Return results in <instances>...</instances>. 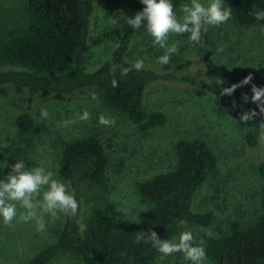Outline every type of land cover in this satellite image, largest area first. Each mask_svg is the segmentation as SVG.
Listing matches in <instances>:
<instances>
[{
	"label": "rangeland",
	"instance_id": "1",
	"mask_svg": "<svg viewBox=\"0 0 264 264\" xmlns=\"http://www.w3.org/2000/svg\"><path fill=\"white\" fill-rule=\"evenodd\" d=\"M93 10L89 19L87 57L89 70L104 60L114 47L118 25L113 23L118 0H90ZM177 17L183 16L181 6L190 0H176ZM207 4L209 0H200ZM228 7L229 0H223ZM22 0H0V28L17 22ZM10 16V17H9ZM209 43L198 48L175 34L169 43L181 42L177 53L167 65L172 69H185L224 85L241 81L251 73L252 83L264 87V31L258 25H238L229 19L219 26H208ZM223 48V51L219 49ZM164 50L154 45L146 31L130 44L128 58L143 59L144 64H159ZM237 90L246 92L251 85ZM95 94L96 99H92ZM147 112L161 111L164 123L141 127L123 114L102 105L99 95L92 89H79L72 94L37 93L31 103L33 119L42 126L37 133H21L13 123L26 103L25 91L11 86H0V179L12 171V165L23 161L27 168L44 167L55 173L59 151L64 142L93 132L102 145L106 157L108 198L113 207L112 218L122 224L142 219L146 202L137 191V183L154 174L170 169L175 163L173 144L177 139L199 138L215 157V168L195 191V211H210L212 220L207 225L179 223L168 240L178 238L185 229L192 231L196 241L204 244L209 231L216 236L228 232L233 221L240 226L254 222L260 212L259 195L264 174V114L260 113L261 138L253 147L246 146L244 128L230 116L224 104L216 97L185 83L154 82L144 91ZM47 109V118L41 110ZM87 110L88 121L77 118ZM115 118L114 126L99 123L100 115ZM75 119V123H65ZM65 183V182H64ZM66 184V183H65ZM18 207V213L24 209ZM62 214L52 220L45 215L46 230L37 231L35 220H13L6 226L0 218V264H26L33 253L52 241L60 227ZM204 246V245H203ZM156 264H191L182 252L164 256L159 254ZM46 264H82L71 251H60ZM203 264H215L206 259Z\"/></svg>",
	"mask_w": 264,
	"mask_h": 264
},
{
	"label": "trees",
	"instance_id": "2",
	"mask_svg": "<svg viewBox=\"0 0 264 264\" xmlns=\"http://www.w3.org/2000/svg\"><path fill=\"white\" fill-rule=\"evenodd\" d=\"M173 6L178 2L171 0ZM140 0H118L114 20L118 36L107 57L94 69L87 68V35L93 4L90 0H22L19 18L0 28V86L25 91L24 109L13 119L21 133H37L42 126L31 114L33 96L37 93L72 94L79 89H92L103 106L113 109L141 127L164 123V114L147 112L144 91L154 82L185 83L219 99L226 112L244 128L243 139L253 147L261 138L260 110L251 102V90H235L222 95L229 85L199 76L185 69L144 64L140 71L121 75V68H131L136 62L128 58L130 44L147 30L133 29L127 18L143 9ZM231 19L238 25H264L253 13L264 10V0H229ZM10 17V16H9ZM176 35V34H175ZM189 33L176 35L195 47L209 43L208 32L199 43L189 40ZM117 65L113 75L111 68ZM118 80L113 87L111 81ZM249 100L245 102L243 95ZM248 110L257 115L243 122L239 118ZM174 165L137 183V191L146 202L139 223L116 222L110 213L106 157L93 132L63 143L56 171L73 192L78 202L74 216L62 214L54 239L30 256L26 264H46L60 251L73 252L82 264H156L160 254L151 243L136 241L138 231L149 229L161 239H169L177 225L192 223L207 225L210 211H195V191L215 168V157L207 144L199 139H177L173 144ZM264 174V164H259ZM260 212L248 226L230 223L228 232L208 237L206 257L215 264H264V182L259 195ZM168 264H176L171 262Z\"/></svg>",
	"mask_w": 264,
	"mask_h": 264
},
{
	"label": "clouds",
	"instance_id": "3",
	"mask_svg": "<svg viewBox=\"0 0 264 264\" xmlns=\"http://www.w3.org/2000/svg\"><path fill=\"white\" fill-rule=\"evenodd\" d=\"M144 5L141 11L134 16L127 18V24L134 30L144 26L147 32L153 37V43L164 50V54L158 58L161 65H167L173 54L177 53L181 42L179 40L169 43V35H181L189 33V40L192 43L201 41V34L208 31V26H219L226 23L232 17V9L225 6L223 0H209L207 4L200 0H190V3L183 4L181 11L183 16L178 18L174 11L171 0H140ZM256 20H264V10L253 13ZM116 21L114 20L113 23ZM264 31V25L261 26ZM223 51V48L219 49ZM117 65H113L111 72L114 75ZM144 67L143 59H137L131 68H121V75H127L131 70L140 71ZM253 77L250 74L241 81L231 84L221 90L222 95H232L235 90L244 85H251V102L255 103L264 114V87H258L252 83ZM113 87L118 86V80L111 81ZM95 100V94L92 95ZM242 99L247 102L249 97L245 94ZM47 109L41 110V117L47 118ZM257 115L255 110H248L241 114L240 120L248 122ZM77 118L88 121L91 114L84 110L82 114H77ZM99 123L104 126H114L115 118L107 115H100ZM65 123H75V119ZM55 173L44 167L27 168L23 161H17L12 165V171L6 177L0 179V218L6 226H11L13 220L19 218L22 222L35 220L37 231L46 230L47 224L45 215L55 220L59 214L74 216L78 211V202L73 192L59 179L54 178ZM24 209L18 213V206ZM139 223L137 219L135 221ZM181 224L184 222L181 221ZM207 235L212 236L209 231ZM136 241L149 242L158 252L164 256L176 252H182L185 259L191 264H203L206 259L204 241H196L193 233L189 229L182 231L178 238L173 240L161 239L156 232L150 229L138 231Z\"/></svg>",
	"mask_w": 264,
	"mask_h": 264
}]
</instances>
